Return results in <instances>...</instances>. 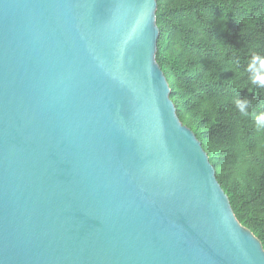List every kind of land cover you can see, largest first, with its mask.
Segmentation results:
<instances>
[{
	"label": "water",
	"instance_id": "obj_1",
	"mask_svg": "<svg viewBox=\"0 0 264 264\" xmlns=\"http://www.w3.org/2000/svg\"><path fill=\"white\" fill-rule=\"evenodd\" d=\"M158 0H0V264H264L157 62Z\"/></svg>",
	"mask_w": 264,
	"mask_h": 264
},
{
	"label": "trees",
	"instance_id": "obj_2",
	"mask_svg": "<svg viewBox=\"0 0 264 264\" xmlns=\"http://www.w3.org/2000/svg\"><path fill=\"white\" fill-rule=\"evenodd\" d=\"M156 59L237 219L264 246V0H158ZM255 58V59H254ZM247 100V115L236 106Z\"/></svg>",
	"mask_w": 264,
	"mask_h": 264
},
{
	"label": "clouds",
	"instance_id": "obj_3",
	"mask_svg": "<svg viewBox=\"0 0 264 264\" xmlns=\"http://www.w3.org/2000/svg\"><path fill=\"white\" fill-rule=\"evenodd\" d=\"M250 79L253 84L258 85L260 87H264V80H260L255 76H251ZM236 106L238 109H240L242 114L247 115L246 112L247 100L241 101L240 99H237ZM256 126L258 130H264V113H261L257 117Z\"/></svg>",
	"mask_w": 264,
	"mask_h": 264
}]
</instances>
